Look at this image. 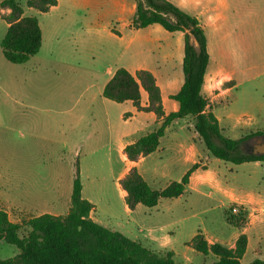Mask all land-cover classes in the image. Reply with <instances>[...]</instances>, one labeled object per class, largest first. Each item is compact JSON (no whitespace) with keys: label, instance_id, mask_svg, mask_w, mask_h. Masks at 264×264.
Here are the masks:
<instances>
[{"label":"rangeland","instance_id":"1","mask_svg":"<svg viewBox=\"0 0 264 264\" xmlns=\"http://www.w3.org/2000/svg\"><path fill=\"white\" fill-rule=\"evenodd\" d=\"M16 1L24 17L39 20L42 43L39 52L20 65L8 63L0 49V209L7 212L9 220L23 224L42 214L65 216L78 176L83 198L94 205L97 224L120 231L157 254L172 251L177 264L216 262L213 255H201L187 243L199 232L208 242L230 247L241 229L229 225L230 218L249 229V247L240 263L264 261V215L259 205L264 207V172L253 163H225L197 146L208 166L207 173H199L210 185L200 188L204 196L188 191L175 199H161L153 208L138 205L133 214L124 210L116 187L123 170L120 145L133 136L153 132L158 125L151 113L136 112L130 103L104 99L101 73L107 66L129 67L130 55L141 51L139 60L154 74L169 112L177 104L172 100L167 103L166 96L175 94L183 82L181 44L177 47L170 40L169 47L158 39L127 48V41L119 43L104 34L98 37L102 26L113 20L104 9L59 19L41 16L27 7L28 0ZM222 12L221 34L208 33V37L216 69L234 80L225 89L216 71L205 76L202 93L208 99L206 111L218 119L227 138L264 134V0H232ZM7 13L0 7V42L7 29L2 19ZM109 48L123 53L118 62L105 55ZM102 103L110 106L108 117ZM128 112L131 115H124ZM192 123L190 117L179 121L177 128L187 127L179 132L182 139L191 135ZM174 131L170 128L167 136ZM155 157L145 164L160 176L158 182L150 183L155 190L180 181L189 168L185 164L163 167ZM121 225L127 229L133 226L135 236L130 229L129 233L123 231ZM139 228L142 231L137 233ZM149 235L154 242L142 239ZM18 253L15 246L0 242V260Z\"/></svg>","mask_w":264,"mask_h":264},{"label":"trees","instance_id":"2","mask_svg":"<svg viewBox=\"0 0 264 264\" xmlns=\"http://www.w3.org/2000/svg\"><path fill=\"white\" fill-rule=\"evenodd\" d=\"M135 11L131 21L134 30L158 25L168 33L179 32L183 36L182 74L180 89L169 99L177 104V110L165 115L160 89L154 76L146 70L131 75L118 68L102 90L103 98L122 104L130 102L137 112L152 113L160 126L134 143L125 146L123 154L129 162L153 153L166 128L175 120L190 117L192 141L208 152L210 157L233 165L262 163L264 156H253L242 150L241 144L251 137H262L254 133L242 139L225 137L217 118L206 111L208 99L203 95L204 78L209 64L207 41L202 27L195 17L188 15L166 0H132ZM57 4V0H28L26 5L40 13H46ZM1 9L8 13L2 18L6 32L0 42L3 58L10 64L20 65L35 56L40 48L42 34L34 17H24L16 0H1ZM229 83H225L226 86ZM140 89L147 94V105H140ZM198 168L194 164L180 179L169 183L162 190L152 189L135 168H131L119 181L126 193L124 203L129 210L141 205L155 207L161 199L180 197L191 173ZM82 186L78 176L72 184L70 208L65 216L42 214L31 217L23 224L13 223L5 211L0 209V242L15 246L19 253L12 258L0 260V264H177L171 251L157 254L122 235L95 223L90 218L93 205L82 197ZM229 225L242 228L237 220L230 218ZM248 239L240 234L233 247L209 243L201 233H196L187 245L195 252L217 260L213 264H241ZM248 264H264L255 259Z\"/></svg>","mask_w":264,"mask_h":264},{"label":"crops","instance_id":"3","mask_svg":"<svg viewBox=\"0 0 264 264\" xmlns=\"http://www.w3.org/2000/svg\"><path fill=\"white\" fill-rule=\"evenodd\" d=\"M166 1L172 3L173 5L178 7L180 10L187 13L188 15L195 17L198 20L199 25L202 27L204 34H205V37H206V41H207V53L209 55V64L207 67L206 75L208 73H210L211 71H216L217 75L222 77L223 81H219V83L222 84V86L225 83H229L228 85L232 84L234 79L231 77L230 74H223L219 70L216 69V63L214 62L215 60L212 59V55H213L214 51H213V47H212L210 38L208 37V33H210L211 36H219L221 34V32L224 28V23H223L224 16H223L222 11H223V8L227 7L232 0H166ZM97 9H104V13H108L110 16H112V19H113L108 24L102 26L101 31L98 32V37H100L102 34H104V37L106 36L109 39L114 38L119 43L127 41V43H128L127 48L130 46H133L134 44H138V47H139L141 43L147 44V43L159 42L158 39L165 41L167 43V45H169L168 42H170V45H171V41H174V43L177 47L179 46V44H181V49H182V53H183V36L179 32L168 33L166 31H164L158 25H151L149 27H146V28L140 29V30H134L131 28V21H132V17H133L134 11H135V4L132 0H57V4L53 7H51L48 12H46V13H40L39 12V13L43 17L56 16L59 19H62L64 17L70 18V16L75 17V15L79 12H86L88 15L90 13H93ZM37 21H38V24H39V27L41 30L42 29L41 24H40L39 20H37ZM89 25H88V23L85 25V26H87V29H88V27L90 28ZM98 27H100V25H98ZM41 34H42V30H41ZM41 43H42V41H41ZM170 45H169V47H170ZM105 52H106L105 55L108 58H111V60H112L111 62H118L120 60V57L123 55V53H120V54L113 53L111 48L107 49ZM179 53H180L181 57H183V55L181 54V50ZM141 54H142L141 51H137L135 54H131L130 58L133 60L131 61L130 66L127 68H123V67L116 66V65H114V67L116 66V68H112L110 66H107L103 70V72L101 73L102 77H103L101 89L103 90L105 84L110 80L113 73L118 68L125 69L127 72H129L133 76L135 75L136 71H138V70H146L154 76V74L151 72V70L148 67H146L142 61L139 60L141 57ZM154 78H155V76H154ZM155 80H156V78H155ZM156 83H157V80H156ZM179 86H180V84L178 85V88H179ZM234 86H235V84H234ZM234 86H232V87H234ZM159 89H160L161 102H162V106H163V110H164L165 115H167L170 112L176 111L177 106H175V105H172L171 111H169V112L166 111L165 99L163 98L162 89L160 87H159ZM225 89H227V88H225ZM102 90H101V96H102ZM169 95H174V94H168L166 96V102L167 103H169L171 101L168 97ZM127 103H130V102H124L122 104H127ZM140 105L142 107H145L147 105V94L141 89H140ZM131 106L133 109H135L132 104H131ZM102 107H103L104 115L106 117H108V110L110 109V106L105 104V103H102ZM125 114L131 115L129 112L124 113V115ZM133 114H135V111H133ZM145 114H148V113H145ZM187 118H189V117H187ZM187 118H184L183 120H185V122H186ZM155 120H156V123L159 127L162 120L161 119L157 120L156 118H155ZM179 121L180 120L173 121L166 128L163 137L159 140V145H158L157 149L153 153L149 154L146 157L138 159L136 162H129L123 154V149L125 148V146L134 143L140 137L135 138L133 136L131 138V140H129V142L120 145V155H121V162L123 163V170L119 174V176L117 177L116 187L119 190V194L123 200H124L126 193L120 188L119 181L127 174V172L131 168H135L137 170V172L141 175V177L144 179V181L149 186H150V183L158 182V180L160 179V176L156 173V169L151 168V166H145L146 162L150 161V158L154 155H156L155 158L158 159V162L163 167H168V168L172 167L173 168V167L178 166L179 164H185V165H188V167H189L188 170H189L194 164H197L198 168L191 173L190 178H189V183L185 187L183 194H185L188 191H191V192H193L199 196H204V194L202 193L200 188L203 187V188L208 189L210 187V185L207 183L205 176H203L199 173H201V172L207 173V167H208L207 162L202 160V157L199 154L197 145L194 144L192 141V137L194 136L193 133H191V135L188 138L186 137V139H184V138L182 139L179 132H181V130L187 131V127L180 126L179 128H177L176 126H179ZM218 123H219V121H218ZM170 128L175 129V131L173 134H170V137H168L167 135L169 133ZM187 140H188V142H187ZM160 144H162V145H160ZM205 160L208 161V159H205ZM248 164H251V163H248ZM253 164H254L253 165L254 168H256V167L261 168L258 171L264 172V163L262 164V163L258 162V163H253ZM257 164H259V165H257ZM203 167H206V168L202 169ZM169 183H171V182H169ZM256 202L258 203L257 200H256ZM259 205L261 208L260 209L261 215L262 214L264 215V207L261 206L262 203H259ZM124 210H125L126 214H133V211H134V210H132V211L129 210L126 205H124ZM94 212H95V209H94V205H93V210L90 213V218L95 223H99V221H97V219L94 217ZM249 224H251V222H249ZM121 229L123 231H125L126 233H129V231L132 230V232H133L132 237H134L136 234V229L133 226L130 227L129 228L130 230H129V229H127L121 225ZM110 230L116 231L114 229H110ZM248 230H249L248 227L247 228L246 227L241 228L239 230V233L237 234V236L235 238H233L229 248L233 247L236 238L240 234H245L247 239H248L247 248H246V250H248L249 242H250V239L248 237ZM141 231H142V229H140V228L137 229V233H140ZM117 232H119L125 236L124 233H122L120 231H117ZM203 236L205 237L206 240L208 239L205 236V234ZM142 239L146 243L154 242V238L152 237V235L151 236L149 235L148 237H143ZM215 239H213V240L216 242L217 240H215ZM132 241H134V240H132ZM135 242H138V241H135ZM209 242L212 243V240H209ZM138 243H140V242H138ZM146 248L150 249L149 246L148 247L146 246Z\"/></svg>","mask_w":264,"mask_h":264},{"label":"water","instance_id":"4","mask_svg":"<svg viewBox=\"0 0 264 264\" xmlns=\"http://www.w3.org/2000/svg\"><path fill=\"white\" fill-rule=\"evenodd\" d=\"M256 144L251 149V152H246L253 156H264V136L258 137Z\"/></svg>","mask_w":264,"mask_h":264},{"label":"flooded vegetation","instance_id":"5","mask_svg":"<svg viewBox=\"0 0 264 264\" xmlns=\"http://www.w3.org/2000/svg\"><path fill=\"white\" fill-rule=\"evenodd\" d=\"M258 137H251L248 142H245L244 146H242V150L245 152H251V149L256 144Z\"/></svg>","mask_w":264,"mask_h":264},{"label":"built area","instance_id":"6","mask_svg":"<svg viewBox=\"0 0 264 264\" xmlns=\"http://www.w3.org/2000/svg\"><path fill=\"white\" fill-rule=\"evenodd\" d=\"M232 213L236 214L237 213V209H233Z\"/></svg>","mask_w":264,"mask_h":264}]
</instances>
